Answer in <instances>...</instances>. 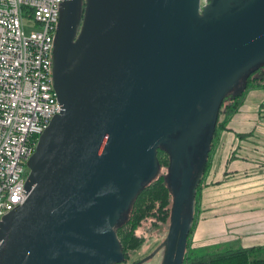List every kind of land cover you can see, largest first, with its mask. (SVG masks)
<instances>
[{"label": "water", "instance_id": "1", "mask_svg": "<svg viewBox=\"0 0 264 264\" xmlns=\"http://www.w3.org/2000/svg\"><path fill=\"white\" fill-rule=\"evenodd\" d=\"M64 0L51 58L60 112L0 219V264H122L115 232L165 149L162 264H184L224 100L264 67V0Z\"/></svg>", "mask_w": 264, "mask_h": 264}, {"label": "built area", "instance_id": "2", "mask_svg": "<svg viewBox=\"0 0 264 264\" xmlns=\"http://www.w3.org/2000/svg\"><path fill=\"white\" fill-rule=\"evenodd\" d=\"M63 1L0 0V219L25 201L27 161L60 112L51 58Z\"/></svg>", "mask_w": 264, "mask_h": 264}, {"label": "rangeland", "instance_id": "3", "mask_svg": "<svg viewBox=\"0 0 264 264\" xmlns=\"http://www.w3.org/2000/svg\"><path fill=\"white\" fill-rule=\"evenodd\" d=\"M31 31L26 28L25 33L29 34ZM229 118L225 130L214 136L217 141L212 150L209 173L203 181V185L208 182L211 187H216L202 193L200 207L195 206L194 223L200 220L201 215L220 217L222 213L242 214L261 210L264 206V166L260 167L258 163L248 162L246 159H261L264 162V89L250 88L238 110ZM238 133L252 135L251 139L256 142L255 147L253 144L246 146L242 142L243 148L238 149V143L235 141ZM225 173L230 176L224 175ZM245 174L248 176H244ZM197 197L199 200L200 194ZM204 198L208 199L206 203H203ZM156 220L155 216L150 214L141 223L137 233L139 237L145 238L144 244L129 256V261H138L141 257L148 256L146 262L141 264H162L165 255L162 243L168 230V222L163 224ZM153 222H156V229L152 227ZM243 240L237 239L230 246L223 247L202 241L196 249H190L189 254L200 256L225 251L226 247L242 248L246 245ZM258 257L264 258V253H260Z\"/></svg>", "mask_w": 264, "mask_h": 264}, {"label": "trees", "instance_id": "4", "mask_svg": "<svg viewBox=\"0 0 264 264\" xmlns=\"http://www.w3.org/2000/svg\"><path fill=\"white\" fill-rule=\"evenodd\" d=\"M261 69L257 71H260ZM261 82L264 83L262 79L250 81L247 90L248 88L254 87L255 85L259 88L261 86L264 87V84H262ZM247 90L245 88L239 94L234 95L233 98L229 100L231 101V105L226 108L227 112L225 111L227 117L225 116L223 122L220 121L218 123L215 134L218 135L219 131L225 130V127L230 119L229 117L233 112L238 110L243 102V98ZM238 136L244 137L242 133L238 134ZM216 141L214 137L210 145V154L206 162V175L210 168V158ZM157 160L160 164L159 174L151 182L143 185L142 189L138 192L137 196L131 203L129 211L124 214L123 218L119 221L118 226H116L115 228V232L125 258H129L132 253L139 250L144 244L145 238L139 237L137 232L140 230L139 227L141 223L146 220L150 214H152V216H155V218L157 219L156 221H160L163 224L168 222L169 225L172 195L171 189L168 186L167 179L165 177V175L167 174V167L169 162V157L165 149L160 148L158 150ZM203 180L204 177L201 178V181L196 188L197 194L195 196V206L198 205L197 195H199L200 191L202 190ZM194 225L195 223L193 221L192 229ZM153 226L155 229L157 228L156 222H153L152 227ZM192 229L189 234V238L193 231ZM189 238L184 264H264V258L258 257L260 253H264V248L226 249L222 252L217 251L200 256H191L189 254Z\"/></svg>", "mask_w": 264, "mask_h": 264}, {"label": "crops", "instance_id": "5", "mask_svg": "<svg viewBox=\"0 0 264 264\" xmlns=\"http://www.w3.org/2000/svg\"><path fill=\"white\" fill-rule=\"evenodd\" d=\"M247 125H250V123H247ZM253 127H255V125ZM236 137L237 138L235 139L237 140L235 141L236 143H238V149L243 148V145L241 146L242 142H244L246 146L253 144L255 147L256 145V142L251 139L253 136L250 134H246L244 135V137H238V135H236ZM246 159L248 160V162L258 163L260 167L262 165L264 166V162L261 159H258L256 161H254V159ZM224 175L230 176V174L228 173H225ZM244 176L248 175L245 174ZM216 185L218 186L219 183H217ZM215 187L216 186L211 187L208 182L203 185L202 190L199 193V200V196L197 197V207H200V204L202 203V193L207 192L208 190H211ZM262 188L264 189V185L262 186ZM207 201L208 199L204 198L203 203H206ZM231 214L232 213H222L220 217L201 215L200 220L195 223L193 231L190 235L191 239L189 238V250L196 249L198 247V244L202 243V241L208 242L212 245H220L223 247L230 246L237 239H244L243 241L246 245L242 248H264V206L261 210L256 209L254 211L242 214ZM226 248L229 249V247Z\"/></svg>", "mask_w": 264, "mask_h": 264}, {"label": "flooded vegetation", "instance_id": "6", "mask_svg": "<svg viewBox=\"0 0 264 264\" xmlns=\"http://www.w3.org/2000/svg\"><path fill=\"white\" fill-rule=\"evenodd\" d=\"M207 3V1L206 0H202V6H204L205 4ZM264 70H263V68L260 70V71H255L252 75H250V76H248V78L246 79V90H247V87H248V85L250 84V81H256V80H260V79H262V81H264ZM262 84H264L263 82H261ZM251 88H256V89H264V87L263 86H261L260 88L258 87V86H256V87H251ZM250 88H248V90H249ZM247 90V91H248ZM246 94V93H245ZM227 98H229V99H227ZM225 100H224V102H223V104H222V107H221V111H220V115H219V119H218V123L221 121V122H223V120H224V117L226 116L227 117V115L225 114V111L227 112V109L226 108H228L230 105H231V101H229L230 99H232L233 98V96H231V97H227ZM218 123H217V125H218ZM217 129V128H216ZM223 131V130H222ZM216 133V132H215ZM238 134H240V133H238ZM238 134H236V135H238ZM214 136H215V134H214ZM214 136H213V138H214ZM239 137V136H238ZM222 140V139H221ZM209 154H210V152H209ZM208 157H209V155H208ZM205 171H206V168H205ZM205 171H204V173H203V175H200V180H199V183H200V181H201V178L202 177H204V179H205V177H206V173H205ZM204 181V180H203ZM198 183V184H199ZM196 194H197V192H196ZM167 234V233H166ZM165 237H166V235H165ZM165 239V238H164ZM164 241V240H163ZM126 260L122 263V264H141L142 262H146V260L148 259V256H143V257H141L138 261H129V259L128 258H125ZM144 260V261H143Z\"/></svg>", "mask_w": 264, "mask_h": 264}]
</instances>
